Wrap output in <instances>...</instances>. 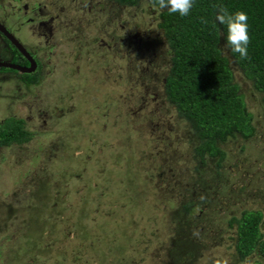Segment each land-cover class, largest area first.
Returning <instances> with one entry per match:
<instances>
[{
	"label": "rangeland",
	"instance_id": "1",
	"mask_svg": "<svg viewBox=\"0 0 264 264\" xmlns=\"http://www.w3.org/2000/svg\"><path fill=\"white\" fill-rule=\"evenodd\" d=\"M23 3L54 18L27 38L41 55L40 81L17 85L18 73L0 71V122L21 117L30 134L0 146V264L262 261L255 251L239 258L234 221L258 211L264 233V93L229 49L220 46L252 133L216 138L221 154L200 157L202 139L164 93L162 9L151 0H0L14 32L31 18Z\"/></svg>",
	"mask_w": 264,
	"mask_h": 264
},
{
	"label": "trees",
	"instance_id": "2",
	"mask_svg": "<svg viewBox=\"0 0 264 264\" xmlns=\"http://www.w3.org/2000/svg\"><path fill=\"white\" fill-rule=\"evenodd\" d=\"M113 1L132 6L138 0ZM221 8L229 14L242 11L248 16L250 43L246 59L234 53L227 44V25L216 20ZM158 14V26L171 52L169 70L164 77V93L178 115L202 139L195 151L199 155L221 154L214 143L216 138L224 139L234 133L246 138L253 127L251 115L246 113L220 46L223 44L229 49L235 65L252 82L254 89L264 93V0H194L186 17L170 13L167 8ZM201 18H206L208 24H202ZM27 75L26 81H35L34 75ZM262 101L264 103V94ZM20 125V120L5 118L0 123V145L21 144L27 140L29 134ZM260 218L258 211H244L234 221V250L241 259L257 252L262 261H254L255 264H264V233L259 231Z\"/></svg>",
	"mask_w": 264,
	"mask_h": 264
},
{
	"label": "flooded vegetation",
	"instance_id": "3",
	"mask_svg": "<svg viewBox=\"0 0 264 264\" xmlns=\"http://www.w3.org/2000/svg\"><path fill=\"white\" fill-rule=\"evenodd\" d=\"M11 6H13V5H11ZM27 12H28V14H29V16L31 18H26L25 22L27 24L25 25V27H22L23 24L20 25L21 27L16 30L17 32H14L13 28H11L8 25H6L5 24V20H0V25L3 27V29L6 32L10 33L14 37V39L22 46L23 51L26 52V55L20 53L14 47V45L10 42V40L0 31V43L3 44L5 46V48H6V50H7L6 56L4 58H0V62L12 63V64H16V65H20V66H23V67H27V68L29 67L30 68L29 72H24L23 73V72H19V71L15 70L13 68L7 67V66L0 67V71H2L4 73L7 72V76L9 77L10 80L12 78H14V75H13L14 73H18V76L16 77L17 78V80H16L17 81L16 82L17 85L18 84L20 85V83H23V82L33 85V84L37 83L38 81H40V79L42 77V74H43L42 73V69H43L42 65L43 64L41 62L42 59L40 57L41 55H39L40 53L36 52V50H37L36 48H33V47L29 46V43H27V42H29L27 40V38H29V36H30L29 33L31 35L36 34V33L37 34H41L42 33L41 27L43 29H47L48 28L47 25H49V22H51L53 20V18H54L53 15H51L50 13L47 12V10L45 9L44 6H41L39 4H34V5L28 7V5L26 3H23V5L21 6V14H25ZM37 15H40L41 17L43 16L42 17L43 19H41L39 21H34L33 17H35ZM26 30L28 31V35L26 37H24V39H22L21 36H22V34L25 33L24 31H26ZM42 34H44V32ZM45 40H44V44H46ZM29 61H32L33 64L31 65V63H29ZM22 74H28V75H30L32 77L35 76L34 77L35 81L34 82H28L26 80H23V78L21 77ZM4 97H3V99H6V98L8 99L9 98L6 95ZM11 97H12V95L10 96L9 99H12ZM9 99H8V101H9ZM9 117H11L13 119L20 120L21 121V125L20 126L23 128V130L28 132L26 129H24L25 120L23 118H21V117H13V116H9ZM9 117H6V118H9ZM3 120H1V122ZM29 137H30V134H29ZM29 137H28L27 140H25L21 144L27 142L29 140ZM11 144L19 145V144H16V143H11ZM9 145L10 144H8V145H0V146H9Z\"/></svg>",
	"mask_w": 264,
	"mask_h": 264
},
{
	"label": "clouds",
	"instance_id": "4",
	"mask_svg": "<svg viewBox=\"0 0 264 264\" xmlns=\"http://www.w3.org/2000/svg\"><path fill=\"white\" fill-rule=\"evenodd\" d=\"M154 4L160 9L167 8L170 13H178L181 17H186L193 8L194 0H154ZM216 20L222 25H227V44L231 50L246 59L250 43L247 14L242 11L229 14L226 9L221 8L216 15ZM201 23L207 25L208 21L206 18H201ZM243 264H255V262L247 258Z\"/></svg>",
	"mask_w": 264,
	"mask_h": 264
},
{
	"label": "water",
	"instance_id": "5",
	"mask_svg": "<svg viewBox=\"0 0 264 264\" xmlns=\"http://www.w3.org/2000/svg\"><path fill=\"white\" fill-rule=\"evenodd\" d=\"M0 31L10 40V42L14 45V47L22 54H25L26 55V52L23 51V48L22 46L14 39V37L6 32L3 27L0 25ZM29 63H31V65L33 64L32 61H29ZM10 67V68H13L19 72H29L30 71V68L28 67H23V66H20V65H16V64H12V63H5V62H0V67Z\"/></svg>",
	"mask_w": 264,
	"mask_h": 264
}]
</instances>
